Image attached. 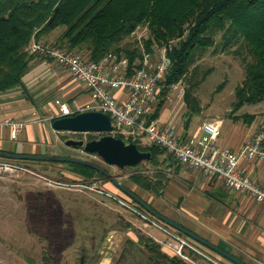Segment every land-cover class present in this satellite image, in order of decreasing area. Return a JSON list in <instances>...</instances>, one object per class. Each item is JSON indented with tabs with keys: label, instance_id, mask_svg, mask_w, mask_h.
Returning a JSON list of instances; mask_svg holds the SVG:
<instances>
[{
	"label": "trees",
	"instance_id": "trees-1",
	"mask_svg": "<svg viewBox=\"0 0 264 264\" xmlns=\"http://www.w3.org/2000/svg\"><path fill=\"white\" fill-rule=\"evenodd\" d=\"M61 28L62 33L52 42L54 46L92 62H99L113 53L127 58L132 70L141 67L145 56L154 54L155 48L166 47L172 65L163 83L161 100L153 119L164 106L169 86L178 83L184 89L187 83L184 99L192 112L199 111L191 98L195 85L188 81L187 76L199 56L216 45L218 36V47L222 52H238L245 47L253 58L246 66L245 79L236 90L234 111L246 104L264 101V0H0V93L22 85L34 57L27 52L32 40H44ZM142 28L149 33L147 39L141 43L138 39L132 42ZM240 119L251 122L255 116L235 117V120ZM88 137V141L99 138L94 134ZM115 137L136 144L142 152L152 153L149 165L156 171L150 173L149 168L131 174L128 179L143 191L160 195L168 184V177L159 169L163 163L161 158L167 156L172 159V156L169 157L160 146L142 145L141 139H126L122 135ZM63 164L81 180L97 182L101 179L112 184L96 170ZM121 193V197L146 211ZM29 208L34 217L48 222L49 214L39 205L33 203ZM187 238L214 258L225 259ZM134 254L140 264H189L178 257L168 256L154 239L145 236H140L138 241L127 239L123 258L126 260Z\"/></svg>",
	"mask_w": 264,
	"mask_h": 264
},
{
	"label": "crops",
	"instance_id": "crops-1",
	"mask_svg": "<svg viewBox=\"0 0 264 264\" xmlns=\"http://www.w3.org/2000/svg\"><path fill=\"white\" fill-rule=\"evenodd\" d=\"M60 34L54 35L50 40L55 41ZM116 94L121 100L127 99L125 91H117ZM171 95V100L165 101L163 108L155 118L157 126L159 128L176 126L184 138L198 132L199 127L196 128L197 130L191 128V120L183 108L184 95L178 92H172ZM91 99V92L78 83L67 70L59 68L44 57L34 56L23 77L22 85L14 90L0 93V151L46 155L40 144L50 147L60 146L59 136L65 133L58 132L52 127L61 104L67 103L72 113H79ZM235 117L240 116L232 117L231 123H222V135L225 138L220 142L222 147L234 151L240 149L258 133V124L255 119L247 122L244 119L235 120ZM7 118L25 123L17 139L12 138L11 127L4 123ZM148 144L150 143L146 145ZM161 160L163 163L159 169L168 177V184L160 195L145 192L130 182L128 178L133 173L128 174L127 181L122 180L119 175L118 177L122 183L137 192L143 200L166 217L246 264H264V205L257 203L251 196L229 189L223 181L216 177L207 176L196 169L190 170L167 156L162 157ZM240 167L253 182L264 187L263 161L242 159ZM155 171L150 168L148 172ZM77 176L80 178L79 175ZM97 182L105 184L104 187L108 191L122 195L121 191L112 184L104 183L101 179ZM76 198L80 202L78 205L80 210H83L85 204L92 206L90 209L88 207L87 211L94 213L99 210L110 213L108 209L102 208L104 205L109 206V202L116 204L123 217L118 218L114 223H120L122 226L125 223V227L130 230L132 227L130 225L133 223L141 231V233H135L131 230L132 235L128 239L138 241L140 236L150 237L161 246L165 254L174 257L171 251L159 243V241H166V236L162 232L144 228L143 223L137 217L116 202L95 194L87 196L77 194ZM82 201H87V203ZM39 207L49 214L48 219L50 220L52 215L47 207L42 204ZM216 259L220 264H229L222 259Z\"/></svg>",
	"mask_w": 264,
	"mask_h": 264
},
{
	"label": "rangeland",
	"instance_id": "rangeland-1",
	"mask_svg": "<svg viewBox=\"0 0 264 264\" xmlns=\"http://www.w3.org/2000/svg\"><path fill=\"white\" fill-rule=\"evenodd\" d=\"M62 31V28L56 30L52 36L45 37L44 41L52 43L50 39ZM148 36L147 29L142 28L135 34L132 42L138 39L141 43ZM219 41L220 36L217 37L215 46L199 56L187 76L188 81L195 85L191 92L192 102L199 108V111L192 112L184 99L183 108L191 120V128L197 130L202 120L231 123L234 116L254 115L258 124L257 132H260L264 130V101L246 104L240 110L234 111L237 102L236 90L245 79L246 66L253 58L245 47L240 48L238 52H222L218 47ZM155 59L157 56L154 55L151 65H154ZM187 86L186 83L185 87ZM88 135L64 133L59 136L60 146H40L46 155L92 161L127 181L128 172L107 166L97 155L73 149L64 143L69 137L88 141ZM112 135H122L128 139V136L119 131ZM224 138L221 134L219 143ZM140 142L142 145L148 143L147 139ZM172 160L174 161L173 157ZM16 163L67 186L89 182L78 178L75 172L63 164L42 161ZM149 167L151 166L146 163L145 169ZM99 185L103 187L105 184ZM67 186L49 184L32 174L0 178V264H82L84 255L87 257V264H140L136 254L129 255L126 260L123 258L126 241L132 235L130 231L141 233L136 224L130 223V230L125 227V223L123 226L114 223L123 215L119 212L120 208L112 202L102 208L108 209L110 213L102 210L97 213L87 211V208L92 206L85 204L83 210H80L76 195L87 196L91 193ZM33 203L47 207L52 215L48 223L30 213L29 207ZM223 260L234 264L227 259Z\"/></svg>",
	"mask_w": 264,
	"mask_h": 264
},
{
	"label": "built area",
	"instance_id": "built-area-1",
	"mask_svg": "<svg viewBox=\"0 0 264 264\" xmlns=\"http://www.w3.org/2000/svg\"><path fill=\"white\" fill-rule=\"evenodd\" d=\"M31 56L50 59L59 68L67 70L70 75L92 94L91 101L80 112L99 111L108 114L114 125V132L125 134L134 139H147L150 144L162 147L175 161L190 169L202 171L205 175L216 177L235 192L251 196L257 203L264 205V187L253 182L240 167L242 159L264 162V130L238 150L224 148L219 143L222 134L220 120H204L199 131L184 138L176 126L159 128L153 119L164 82L172 65L166 47L155 48L154 54H147L141 67L130 69L127 58L110 53L99 62H92L84 56L73 54L54 46L44 40L33 39L27 48ZM157 56L151 65L153 56ZM166 101L171 100V93L185 94L181 83L169 86ZM117 91L127 92V99L117 97ZM69 105L60 106L57 118L74 115ZM4 123L12 129L11 136L17 139L25 123L12 118ZM21 174H32L44 179L49 184L67 186L38 175L14 161L0 159V178L19 177ZM67 187L103 196L116 202L123 209L137 217L144 228L162 232L166 241H159L174 257L189 264H220L186 236L161 222L150 213L140 209L131 201L101 187L96 181L74 183Z\"/></svg>",
	"mask_w": 264,
	"mask_h": 264
},
{
	"label": "water",
	"instance_id": "water-1",
	"mask_svg": "<svg viewBox=\"0 0 264 264\" xmlns=\"http://www.w3.org/2000/svg\"><path fill=\"white\" fill-rule=\"evenodd\" d=\"M52 127L58 132L74 133V134H102L98 139L87 141L85 139L67 138L64 143L73 149H82L89 154L97 155L101 161L110 167H116L120 171L128 173H138L145 169L146 163H151L153 157L151 152H142L134 143L125 142L122 139L112 135L114 125L111 117L99 111H85L74 115L57 118L53 121ZM0 158L8 160L22 161H42L71 163L82 165L104 175L115 187L130 197L134 202L144 208L152 216L181 232L185 236L200 243L201 245L211 249L234 264H246L239 258L216 246L215 244L200 237L183 225L173 221L172 219L161 214L143 200L135 191L120 181V178L112 174L105 167L92 161L77 159L71 157H60L54 155H26L14 154L6 151H0ZM82 264H87V257L84 255Z\"/></svg>",
	"mask_w": 264,
	"mask_h": 264
}]
</instances>
